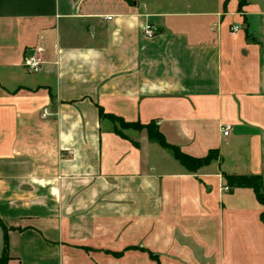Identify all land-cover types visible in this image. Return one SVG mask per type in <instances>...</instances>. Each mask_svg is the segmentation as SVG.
Instances as JSON below:
<instances>
[{"label":"crops","instance_id":"crops-1","mask_svg":"<svg viewBox=\"0 0 264 264\" xmlns=\"http://www.w3.org/2000/svg\"><path fill=\"white\" fill-rule=\"evenodd\" d=\"M224 175L264 186V0H0V259L264 264V207Z\"/></svg>","mask_w":264,"mask_h":264},{"label":"trees","instance_id":"trees-1","mask_svg":"<svg viewBox=\"0 0 264 264\" xmlns=\"http://www.w3.org/2000/svg\"><path fill=\"white\" fill-rule=\"evenodd\" d=\"M248 0H239V11L242 13L244 8L247 6ZM101 117L109 118L113 121H117L116 118L112 116H107L104 114L103 110L100 109ZM122 128L124 129H137L143 130L146 129L149 138L157 142L160 146L166 147V143L161 135L160 131L154 124H150L149 126L143 127L139 124L136 125H128L124 122L120 121ZM175 159L190 173H195L200 169L211 165L214 161H217L219 158L218 152H210V154L202 159L191 158L185 154H183L178 148H172ZM224 179L227 183V187H229L230 191L235 189H251L256 195L258 202L264 207V186L261 184L259 178L257 176H226L224 175ZM261 221L264 224V212L261 215ZM9 257L5 254L0 259V264H8Z\"/></svg>","mask_w":264,"mask_h":264},{"label":"built area","instance_id":"built-area-1","mask_svg":"<svg viewBox=\"0 0 264 264\" xmlns=\"http://www.w3.org/2000/svg\"><path fill=\"white\" fill-rule=\"evenodd\" d=\"M238 31H239V28H234L233 33L235 34ZM143 33L147 38L152 39V38H155L158 31L152 25L147 24L143 28ZM43 64H44V62L41 58H39L37 56H33V57H28L27 59H25L24 67L28 73L37 74L41 71V67ZM230 131H231V127L226 126L225 128H223V135L226 137L229 136ZM224 191L229 192L230 191L229 187H225Z\"/></svg>","mask_w":264,"mask_h":264}]
</instances>
